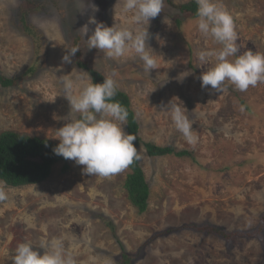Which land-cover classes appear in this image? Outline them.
Returning a JSON list of instances; mask_svg holds the SVG:
<instances>
[{
	"label": "rangeland",
	"instance_id": "rangeland-1",
	"mask_svg": "<svg viewBox=\"0 0 264 264\" xmlns=\"http://www.w3.org/2000/svg\"><path fill=\"white\" fill-rule=\"evenodd\" d=\"M24 1L0 0V74L18 80L14 87L0 86V133L16 131L59 143L55 129L78 116L60 95L63 75L83 70L75 56L71 63L62 61L78 37L83 63L105 77L114 74L118 89L128 95L142 142L192 156L149 158L139 148L150 189L144 214L126 198L128 167L106 177L90 176L84 166L66 160L36 187L5 185L9 198L0 201V264H13L21 242L38 247L54 238L63 241L75 264H120L123 252L137 257L133 264H264V229L262 240L227 242L183 228L210 224L228 233L247 232L264 223V83L245 92L228 85L222 94L201 87L199 77L212 64H201L197 53L217 45L198 31L196 19L174 7L192 0H170L172 6L165 0L163 12L150 21L149 45L161 56L149 75L134 51L108 59L95 48L88 50L85 39L95 25H88L85 38L83 27L90 16L109 27H147L131 22V14L122 11L123 0H28L37 9L23 8ZM219 3L233 17L237 55L264 52V0ZM93 5L99 10L94 12ZM22 17L31 34L23 29ZM172 99L186 108L195 144L161 110Z\"/></svg>",
	"mask_w": 264,
	"mask_h": 264
},
{
	"label": "clouds",
	"instance_id": "clouds-1",
	"mask_svg": "<svg viewBox=\"0 0 264 264\" xmlns=\"http://www.w3.org/2000/svg\"><path fill=\"white\" fill-rule=\"evenodd\" d=\"M195 3L198 31L217 45L197 53L201 64H212L199 77L201 87L207 89L210 86L211 91L222 94L227 92L228 85L245 92L249 87L264 83V52L248 51L237 55L238 37L231 14L220 5L219 0H195ZM164 7L165 0H123L122 11L131 14V22L147 26L139 30L116 25L109 27L90 16L88 24L83 27L85 38L89 32L88 25H95L91 35L85 39L88 50L95 48L108 59L122 58L134 51L143 62L144 72L149 75L157 69V59L161 55L149 45L151 34L148 26L163 12ZM92 8L94 12L99 10L95 5ZM78 50V47L67 49L62 61L71 63V57ZM60 84V95L68 101L70 111L78 116L55 129V139L59 140L53 148L55 155L84 166L82 171L85 174L102 177L118 173L139 159L134 144L136 137L125 132L123 127L128 117L127 109L114 100L118 92L114 74L104 77L102 83H93L87 71L79 70L74 75H63ZM172 101L162 106L161 110L170 114L176 129L189 143L195 144L197 137L193 123L186 115V108ZM8 198L5 182L0 181V201ZM11 259L13 264H75L59 238L41 240L38 247L30 241L21 242Z\"/></svg>",
	"mask_w": 264,
	"mask_h": 264
},
{
	"label": "trees",
	"instance_id": "trees-1",
	"mask_svg": "<svg viewBox=\"0 0 264 264\" xmlns=\"http://www.w3.org/2000/svg\"><path fill=\"white\" fill-rule=\"evenodd\" d=\"M168 3L170 4V0H168ZM170 5L172 6V4ZM22 7L26 9H37L38 4L33 1L25 0ZM174 7L180 14L197 19V5L195 0ZM25 15L26 14H23V16ZM20 21L27 34H31L32 30L29 29L25 18L22 17ZM176 21L179 23L178 20ZM78 43V37L73 39V47L80 48V44ZM74 56L77 58V66L90 74L93 83L103 82L105 76L96 68L90 67L87 63H83L79 50ZM17 81V79H8L0 74V86L3 88L14 87L17 85ZM114 100L118 101L127 109L128 117L125 124V132L135 135L136 140L134 141V144L138 149V153L139 148L143 146L149 158H162L165 156L183 158L192 156L191 151H175L172 146L159 147L152 143H143L139 136L140 126L135 118L134 111L131 108L128 95L118 89ZM56 145L58 144L46 138L31 136L16 131H4L0 133V181H4L5 185L9 187L33 186V184L38 185L44 182L51 176L54 166L66 161L63 157L57 156L53 153V148ZM128 169L129 174H127L123 184L126 198L138 214H144L148 210V200L150 195L149 185L145 179L143 170L139 165L138 159L134 160L133 163L128 166ZM108 226L113 230L111 224ZM183 228L205 235H214L230 242L237 237L262 240L264 223L259 225L256 229L247 232L231 231L228 233L222 228L210 224H190ZM136 259L137 257L129 256L123 252L120 256L119 263L133 264Z\"/></svg>",
	"mask_w": 264,
	"mask_h": 264
}]
</instances>
